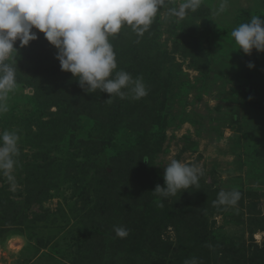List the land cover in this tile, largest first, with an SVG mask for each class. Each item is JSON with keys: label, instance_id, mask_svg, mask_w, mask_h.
Returning a JSON list of instances; mask_svg holds the SVG:
<instances>
[{"label": "rangeland", "instance_id": "rangeland-1", "mask_svg": "<svg viewBox=\"0 0 264 264\" xmlns=\"http://www.w3.org/2000/svg\"><path fill=\"white\" fill-rule=\"evenodd\" d=\"M181 2L164 0L142 36L125 25L109 37L113 77L142 79L140 100L127 90L111 102L85 93L42 33L17 43L6 61L16 87L0 113V133L19 136L13 168L0 169V264H252L261 255L264 53L245 55L230 33L264 19V0H201L177 19L170 9ZM44 75L75 97L41 92ZM173 159L198 167V183L175 196L153 193ZM221 191L240 198L214 203ZM218 242L231 250L219 253Z\"/></svg>", "mask_w": 264, "mask_h": 264}, {"label": "clouds", "instance_id": "clouds-1", "mask_svg": "<svg viewBox=\"0 0 264 264\" xmlns=\"http://www.w3.org/2000/svg\"><path fill=\"white\" fill-rule=\"evenodd\" d=\"M164 0H0V113L7 111L4 101L16 87V70L11 63L19 48L27 47L44 38L57 50L56 59L61 70L71 73L87 94L99 90L108 94L106 102L114 96L121 99L131 94L134 100L147 96L142 79L133 80L125 71H117L116 56L110 36L120 33L126 25L142 36L153 23ZM201 0H183L178 8L170 9V15L183 19L189 11L195 12ZM225 10L221 3L218 12ZM231 37L245 55L253 51L264 53V19L252 16L249 22L234 28ZM182 42V41H181ZM247 67H254L249 62ZM19 136L14 131L0 133V169L10 170L18 152ZM146 162V161H145ZM200 169L173 159L164 167V186L157 185L155 194L175 196L198 183ZM238 191H221L214 203L235 204ZM116 235L125 237L123 227H116ZM185 264H196L195 260Z\"/></svg>", "mask_w": 264, "mask_h": 264}, {"label": "trees", "instance_id": "trees-1", "mask_svg": "<svg viewBox=\"0 0 264 264\" xmlns=\"http://www.w3.org/2000/svg\"><path fill=\"white\" fill-rule=\"evenodd\" d=\"M50 59H51V57H50ZM49 68H50V64H49ZM46 69L44 70V72H42V74H45ZM46 72L48 73L49 71H46ZM53 77L54 76H47V75L43 76V79L40 80L41 84L38 86V88H40V87H42L44 85L47 88V90H44V89L41 90L40 89L41 92H47V93H50L52 95L58 94L57 98L58 99H63L64 101H66V100L68 101L71 97H75L72 94V92L68 90L67 85L65 84L66 82L61 86V89H59V90H57L55 92V82L56 81L53 80ZM62 93H63V95H62ZM64 96H65V99H64ZM77 102H79V101H77V99L75 98V104L76 105H77ZM80 103H81V101H80ZM90 103L92 104V102H90ZM90 103H89V106H91ZM128 155H130L131 157L134 156L133 153H128ZM216 245H217L216 248H218L216 250L219 253H224L225 254L226 250H229V251L231 250L230 247L225 242H218V243H216ZM205 247L206 246L203 247L202 251H204L206 249ZM263 247H264V245H263ZM202 251H201V253H202ZM193 252H195V251H193V250L190 251V253H193ZM259 253H261V255H258L256 257H252L250 259L252 264H264V250H260V252H259V249H258V252L256 253V255L259 254ZM245 259H246V257H241L240 258V260H244V261H245ZM246 260H248V259H246ZM200 261L202 262L201 264H211L212 259H211V257H205V258L200 259ZM217 261H218V263L219 262H223V260H220V259H218Z\"/></svg>", "mask_w": 264, "mask_h": 264}]
</instances>
